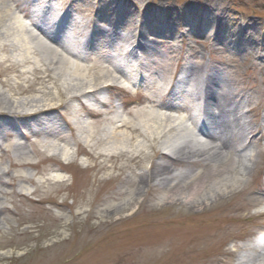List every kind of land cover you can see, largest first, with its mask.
<instances>
[{
    "label": "rangeland",
    "instance_id": "obj_1",
    "mask_svg": "<svg viewBox=\"0 0 264 264\" xmlns=\"http://www.w3.org/2000/svg\"><path fill=\"white\" fill-rule=\"evenodd\" d=\"M44 1L0 0V24L20 22L25 33L17 39L24 40L28 49L12 50L10 37L0 43V92L16 104L35 101L36 106L52 109L46 115L21 118L30 113L24 107L18 111L19 119L0 117V264H238L239 255L252 254L248 247L264 245V133L260 130L264 0H57V13L70 10L94 33L93 44L75 41L86 55L81 60L66 55L77 45L73 26L63 47L40 36L38 29L53 27ZM162 3L172 9L171 17L143 12L146 8L153 12ZM190 4L221 7L226 20L213 27L201 16V24H192L183 10ZM109 14L115 18L111 26L106 23ZM128 22L134 25L124 28ZM132 34L142 36L143 49L128 55ZM31 36H39L47 48ZM133 55L138 56L136 77L142 85L133 87L128 78L117 83L125 90L105 87L114 72L108 58L126 72L124 66L129 68L136 60ZM52 58L61 63L48 64ZM75 66H81L84 74L87 70L84 82L96 90L94 94L72 98ZM189 66L199 76L212 73L221 78L223 91L238 102L243 138L236 147L254 148L256 158L246 174L227 181L226 188L219 187L202 204L166 201L168 193L155 183H149L137 199L132 193L135 186L121 188V179L142 175L159 163L182 173L193 161L147 151L136 168L119 171L115 168L127 162L93 158L88 151L97 153V142L111 135L110 120H130L144 131L141 114L150 116L156 110L144 105L141 111L139 105L128 107L124 101L142 103L143 96L155 100V86L167 88L176 77L191 79L194 72ZM207 84L213 87L202 79L192 88L200 91L202 104L201 91ZM185 102L182 110L190 115ZM224 120L229 122L231 117ZM206 130L215 131L209 126ZM143 143L142 138L134 141ZM17 144L28 154V164L21 161ZM56 177L58 182H52ZM248 190L260 197L258 204H251ZM106 191H123L126 196L97 203ZM127 200L133 201L128 210H114ZM7 252L11 256L4 257Z\"/></svg>",
    "mask_w": 264,
    "mask_h": 264
},
{
    "label": "bare ground",
    "instance_id": "obj_2",
    "mask_svg": "<svg viewBox=\"0 0 264 264\" xmlns=\"http://www.w3.org/2000/svg\"><path fill=\"white\" fill-rule=\"evenodd\" d=\"M47 1H49V5L46 6L47 20H49L48 15L50 13L52 15L54 14L52 17L57 21L55 17L57 15V11H60V7H56L57 0ZM54 6L55 8H53ZM3 7L8 13V8H6L4 5ZM152 10L153 12L146 8L143 10V12L145 14L153 13L152 16L155 18H169V16H172V9L166 5V3H162L157 8ZM183 10L192 18V21L190 19L188 21L192 24H199V22L201 24V16H205L207 18V23L213 27L226 20V16L224 15L225 11L221 7H211L207 4H190L184 7ZM64 13L65 11H63L62 14ZM58 17L60 18V15H58ZM1 18L2 15L0 12V20ZM107 18L108 19H106V23L111 26L115 18L112 16V14H109ZM49 25L53 27L38 29L40 36L52 45L56 44L60 45V47L61 45L62 47L65 46V31L55 24L51 25V23H49ZM132 25H134L133 22H128L124 28L128 29ZM248 25L249 24H247L246 27H248ZM19 33L23 34L25 32L22 24L17 20L9 21L4 25L0 24V43H2L5 37H10L12 41L10 42L9 47H11L12 50H18V48L28 50L25 45H23L24 40L19 41L17 39L19 37ZM202 34L205 35V32ZM244 35L247 36V33H244ZM31 37L34 41H37V44H39L42 48H47L41 44L39 36ZM141 37V35H131V40L133 41L131 45L132 50L127 49L126 54L132 55V52L137 54L138 51L143 49L141 43L139 42ZM250 41H254V38L251 36ZM76 44L77 45L72 50L66 51V55H70L75 59H84L86 57L85 52L78 45V42ZM132 58L135 59L136 56L133 55ZM260 59L262 62H264V57ZM107 62L114 69V72L112 74L110 73V79L106 81L107 88H121L119 85H117V83L120 80L126 81L129 78L127 73L119 65H116L113 60L108 58ZM49 63L51 65H57L61 63V61L52 58L49 60L48 64ZM75 67L76 68L73 70V86H75V93H73L74 96L72 95V98L80 99L82 97H86V95L94 94L96 90H92V88H89L84 82L87 70H85L86 72L84 74L82 71L83 68L81 66ZM188 68L189 71L194 72L192 74L193 77L191 79L190 77H184L179 80V84L187 89H190L191 91L193 85H196V83L202 79L204 83L209 82L211 85H213V87H211L207 84L206 87H204L202 93V96L205 100L203 105L205 122L207 125H209L210 129L215 130L213 133H210V131L206 130L208 127L203 126H201V130L197 131L198 133H192L186 127V125L191 122V118L189 117L187 120L179 119L177 117L180 115L178 107L170 104L159 103L150 96H143L144 98L141 100L142 103H133L132 101H124V103L128 107L139 105L141 111L144 109V105H148L151 110H156V113L153 115L150 114V116H146L143 113L141 114V120L144 124V131L141 132L139 127L134 125L130 120H121L118 118L110 120L109 123L112 128V133L109 137L104 138L102 143L110 144L111 146L109 148L100 149L98 146H102L103 144L98 141L96 144V149L98 152L95 153V151L91 148L88 151V155L93 158L98 157L107 160L122 159L121 161L127 162L126 166L121 165L120 167L115 168V170L119 171L123 169L122 167H127L128 169L136 168L139 165L138 160L147 151L152 153H159L162 151V155L174 153L181 161H193L191 162L193 163L191 168L182 173H173L169 165L159 163L155 164L152 170L145 172L142 175H138L134 178H128L126 180L121 179V188L130 189L135 186V189H133L132 193L137 199L140 197L144 188L147 187L149 183H155V186L165 190L168 193V195H166L164 198L166 201L180 200L193 204L194 206L202 204L206 200L213 198V194L219 187L226 188L227 181L229 182L231 179H235V177L240 173L246 174L250 169V165L253 164L254 159L256 158V151L254 148H248L245 150L236 147L238 141L243 138L241 133H239L241 126L239 124L240 115H238L237 112L238 102L234 98H228L227 92L223 91L220 85L221 78L212 73L199 76V72H195L194 67L189 66ZM61 70L62 69L59 68V71ZM61 72L65 73V71ZM75 94L78 95L75 96ZM24 107H28L30 109V113L22 115L21 118L35 117L42 114L46 115L52 111V109H49L47 106H36L35 101H27L16 104L9 99H6L0 92V112L6 111L10 113V115H4V113H0V117L19 119L20 115L17 114L20 112L19 110L24 109ZM226 117H231V120L229 122L224 120ZM80 123L85 124L84 122ZM170 131H176L178 134L171 137L167 134ZM139 138H142L144 143L135 145L134 141L139 140ZM156 140L158 141L157 143ZM2 144H0V146ZM156 145H158L157 149L155 148ZM17 151L19 152L21 161L24 164H28V154L25 152L24 148H21L17 144ZM59 152H64V150L60 148ZM1 172L2 171H0V179L3 175ZM58 180L59 178L56 177L52 180V182H58ZM117 181L119 180L117 179ZM1 184L5 186V184ZM11 185L12 184H10V186ZM20 188L22 197H25L27 200L28 195L23 193L25 189L23 187ZM0 192H2V188H0ZM247 193L251 196L249 200L251 204L259 203L260 197L256 195L253 196L252 194L254 193L251 192V190H248ZM124 196H126V193L123 191H119L117 193L106 191V193H103V198L98 197L97 203L102 202L103 200H115L116 198H123ZM137 199H134V201ZM132 203L133 201L127 200V202L122 206H119L118 208L114 207V210H118L119 212L126 211L131 207ZM248 251L252 254L239 255L238 264H252L259 259L264 261V245L250 246L248 247ZM3 256L9 257L11 256V252H7L3 254Z\"/></svg>",
    "mask_w": 264,
    "mask_h": 264
}]
</instances>
